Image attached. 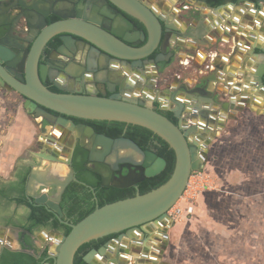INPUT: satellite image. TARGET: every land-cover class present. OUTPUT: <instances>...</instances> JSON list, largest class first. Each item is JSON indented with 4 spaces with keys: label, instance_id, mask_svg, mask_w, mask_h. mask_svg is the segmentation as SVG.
Wrapping results in <instances>:
<instances>
[{
    "label": "water",
    "instance_id": "obj_1",
    "mask_svg": "<svg viewBox=\"0 0 264 264\" xmlns=\"http://www.w3.org/2000/svg\"><path fill=\"white\" fill-rule=\"evenodd\" d=\"M192 1L190 15L200 22L195 29L190 25L183 32L145 0H0V91L19 93L23 107L50 126L39 140L40 151L35 153L46 162L31 165L26 194L70 226L67 234L42 230L49 235L45 243H53L41 264H74L81 245L110 234L117 236L90 249L83 259L88 264H100L102 258L105 264H128L131 251L125 247L127 241H134L138 235L145 241L159 239V233L152 235L156 230L168 238V227L173 224L168 210L183 194L192 172L204 169L216 132L227 119L236 118L235 111L222 114L217 131H212L210 123L216 120L212 115L216 110L211 109V103L226 111L243 104L234 105L237 87L228 99H224V90L209 89L210 81L222 80L223 67L218 63H213L216 76L200 74L193 87L185 83L178 88L167 85L160 77H146L144 70L150 65L155 71H165L162 61H169L173 54L167 42L175 36L178 48V37H192L199 47L211 45L204 39L208 30L217 33L216 27L215 23L210 28L204 26L202 20L207 14L202 12L203 7L217 10L228 3L252 2L260 11L264 4V0ZM49 16L57 19L50 22ZM54 37L60 42L57 47L50 45ZM253 53L264 59L260 45L253 48ZM85 72L93 73L95 79H85ZM248 84L264 92V63L256 67ZM179 91L186 96L183 100L176 97ZM152 102L163 104L177 121L153 107ZM198 116L201 119L196 121ZM69 117L121 121L152 130L174 150L171 175L149 191L137 190L133 196L98 205L77 222L62 219L63 192L72 179L77 180L71 167L76 140L89 151L87 167L101 176L102 186L137 187L167 165L164 157L143 149L130 137H112ZM56 136H64L66 146L55 142ZM60 149L66 152L60 153ZM123 167L128 169L126 174L122 173ZM114 170H118L115 177ZM49 188L53 191H46ZM1 227L16 233L17 238V233L25 230L17 225ZM12 238H0V254L4 248H12Z\"/></svg>",
    "mask_w": 264,
    "mask_h": 264
},
{
    "label": "crops",
    "instance_id": "obj_2",
    "mask_svg": "<svg viewBox=\"0 0 264 264\" xmlns=\"http://www.w3.org/2000/svg\"><path fill=\"white\" fill-rule=\"evenodd\" d=\"M145 2L153 6L159 13L165 14L176 28L183 32L190 25L195 29V26H198L200 22L197 17L190 15L193 6L192 2L195 1L185 0L182 3L178 0H145ZM253 4L252 2H244L237 5L228 3L217 10L207 6L203 7L202 12L207 14V17L202 20L204 26L210 28L215 23L216 27L215 31L217 33L208 30L204 39V42L211 45L199 47L192 37H178L179 41H181V45L178 48L177 36H175L172 40L175 55L165 71L162 73L157 72L150 65L144 70L146 77H160V81L167 83V85L178 88L185 83L188 87H193L200 74L216 76L213 63H218L223 67L220 71L222 74L221 79L232 82V84L230 86L226 85L222 80L215 83L210 81L209 89L224 90L226 92L224 99L231 97L234 87L239 89V92L235 94L234 105L243 104V107H234V109L226 111L221 109L219 104L211 103L210 105L211 109L216 110L212 114L216 120L210 123L212 131H217L216 128L222 119V114L235 111L236 118L227 119L224 122V127L216 132L208 148L209 160H207V164L210 159L218 161L220 157L226 158L224 159L225 163H230V157L234 150H237V155L241 157L239 161H236L240 164L250 162L264 164V92L248 84L256 67L264 63L261 54L253 53V48L256 45L264 48V4H262V10L260 11ZM184 5L186 6L184 7ZM191 48L196 50L193 51ZM92 79V74L87 76L88 81ZM176 97L183 100L186 96L183 91H179ZM244 97L247 99H243ZM163 98L169 99V96L164 95ZM21 100H23L22 96L16 91L7 92V95L0 91V185L1 183L17 179V170L19 168L31 167L37 162H46V159L40 157L37 160L36 152L31 148L33 143L38 144L40 138L44 137L49 131L43 132L42 130L41 135H38V129L41 127L43 129L44 126L47 127L48 125L45 124L43 126L37 117H34L23 107ZM194 119L197 121V119L201 118L198 116ZM204 132L211 133L207 129H204ZM55 142L66 146L62 137L56 139ZM38 149L40 151L39 147ZM231 150L233 151L231 152ZM63 152L65 153L66 151L60 149V153ZM63 166L66 168L65 165H62V168ZM232 173L238 174L233 177L235 179L251 178L244 171ZM227 176L224 175L225 178ZM253 177L258 179L256 174ZM177 223L178 221L168 227L167 239L164 238L163 232L156 231L152 235L159 233V239L150 238L145 241L138 235L134 241H127L126 249L138 254L131 255L130 252L127 255L130 261L128 264H176L178 260L179 264H181V259L184 264H193V258H180V254H178V248L183 240L182 237L177 240L179 244L177 245V255L171 256L172 244L174 245L175 243V238L171 233L175 231L174 227ZM1 226L2 224H0V238L7 241L10 235ZM36 237L42 239L43 243L38 253H41L45 248L49 250V245L45 243V238H41L38 234H36ZM258 239L260 240L261 237H258ZM10 243L11 249H22L16 247V243H20L19 238L16 236L10 240ZM146 248H148V254H145ZM155 252L160 253H157L156 256ZM210 254V259L216 262L220 261L223 264L224 256L222 254ZM151 256H156L157 259L154 260ZM261 258V252L259 256L253 255V264H255V260H258L257 264H264L261 263ZM225 259L229 258L225 257ZM105 263L107 261H104ZM234 264H246V260L242 257L236 260Z\"/></svg>",
    "mask_w": 264,
    "mask_h": 264
},
{
    "label": "rangeland",
    "instance_id": "obj_3",
    "mask_svg": "<svg viewBox=\"0 0 264 264\" xmlns=\"http://www.w3.org/2000/svg\"><path fill=\"white\" fill-rule=\"evenodd\" d=\"M2 93L7 95L5 91ZM38 120L43 126L46 124L41 117H38ZM49 129L48 126L39 128L38 135H41L42 130L47 132ZM68 140L71 141L70 138ZM38 147L37 143H33L31 149L38 152ZM36 158L39 159L38 156ZM224 159H210V162L205 164L202 171L205 172L206 179L213 181L214 188L199 194L193 214L179 218L174 227L175 231L171 233L175 238L171 256L177 255V240L182 237L178 254L180 258H193V264H221L220 261L210 259V253L222 254L223 264H234L242 257L245 258L246 264H253V255L259 256L260 252L261 263H264V164L236 162L241 159L237 150L232 152L230 163H225ZM63 170L65 172L67 167H63ZM236 171H244L251 178L235 179L233 177L238 174L232 172ZM255 174L258 179L253 177ZM224 175H228L227 178ZM10 206L14 207V203ZM18 210L23 212L24 208L18 207ZM42 230L44 228L37 229L33 236V242L39 248L43 243L36 234L45 239L49 237L48 233H42ZM7 234L13 237L16 235L10 231H7ZM52 243L50 240L48 245ZM16 247L22 248L21 243H16ZM180 262L184 264L182 259ZM257 263L258 260H255V264ZM176 264H179V260Z\"/></svg>",
    "mask_w": 264,
    "mask_h": 264
},
{
    "label": "trees",
    "instance_id": "obj_4",
    "mask_svg": "<svg viewBox=\"0 0 264 264\" xmlns=\"http://www.w3.org/2000/svg\"><path fill=\"white\" fill-rule=\"evenodd\" d=\"M52 89L56 90L53 86ZM174 121L177 119L173 116L171 111H162ZM95 127L97 132H102L115 137L118 133L122 132L127 125L126 136L135 140L142 148L148 147V142L154 138L157 143L154 144L155 151L167 160L166 167L158 174L147 177L144 181L140 182L137 187L130 186L127 188L110 186H102L100 183V176L94 171L90 170L86 165L87 152L83 155L81 160L73 158V168L76 172L78 180L84 181L95 186V198L91 199V194H84L81 192L85 190V185L79 181H72L66 188L63 194L61 206L67 215H74V222H77L90 212H92L98 205L101 206L105 203L112 202L121 198L135 195L137 190L141 193L151 190L162 183H164L174 168L175 153L169 144L160 136L155 134L152 130L121 121L109 120H87ZM46 123L47 121L44 120ZM31 167H26L19 174L17 179L11 180L0 185V202L5 199L7 203L16 202L17 205H25L29 208L27 220L19 223L15 222L12 217L6 219V224H13L25 228L20 233L21 235V250H13L4 248L0 254V264H41V262L48 256V249L45 248L41 252L39 258L36 254L40 248L33 242V234L39 228L61 229L64 234L70 231V226L62 223L53 212L49 211L46 206L42 204H35L30 202L26 195V181L30 173ZM90 175V177H88ZM111 235L93 239L90 242L84 243L75 254L74 264H88L83 255L92 248L102 246Z\"/></svg>",
    "mask_w": 264,
    "mask_h": 264
},
{
    "label": "flooded vegetation",
    "instance_id": "obj_5",
    "mask_svg": "<svg viewBox=\"0 0 264 264\" xmlns=\"http://www.w3.org/2000/svg\"><path fill=\"white\" fill-rule=\"evenodd\" d=\"M57 19V17H54V16H49V21L50 22H52V21H54V20H56ZM173 38H170V40L167 42V43H169L170 44V47H169V50H172V52H173V54H172V56H171V58H170V60L169 61H162V64L163 65H165L166 67L173 61V57H174V55H175V49H174V46H173ZM60 44V42H59V40H58V38L57 37H54L51 41H50V45H52L53 47H57L58 45ZM153 56V55H152ZM158 72V71H157ZM90 74H92L93 75V79L92 80H94L95 79V75L93 74V73H90V72H85V79H87V76L88 75H90ZM97 77H99V78H102V75H99V76H97ZM50 87H53L52 86V84L50 83V82H48L47 83ZM152 106L153 107H155V108H160L162 111H168L167 109H165L164 107H163V104H158L157 102H152ZM57 114H59V113H57ZM70 119H72V120H74L76 123H85V124H89V125H92L93 126V124H91L90 122H88L87 120L88 119H82V118H77V117H69ZM102 121V120H101ZM94 127V126H93ZM127 125L124 127V129H123V131L122 132H120V133H118L117 135H115V137H118V136H126L125 135V133H126V131H127ZM95 128V127H94ZM96 130V129H95ZM102 133V132H101ZM105 134V133H104ZM108 135V134H107ZM110 136V135H109ZM113 137V136H112ZM126 137H128V136H126ZM155 143H157V141H156V139H154V138H152L149 142H148V147H146V148H143V149H150V150H153V151H155V146H154V144ZM87 152V159H86V165H87V163H88V161H89V151L87 150V149H85L84 148V146H82V145H80V142H79V140H76V142H75V145H74V149H73V154H72V163H71V167L73 168V158L75 157L76 158V160L78 161V160H81L82 158H83V155L85 154ZM156 152V151H155ZM63 165H66L65 163H63ZM64 167V166H63ZM66 167H67V165H66ZM22 170H24V167H21V168H19L18 170H17V174H19ZM73 171H74V176L77 178V176H76V172H75V170H74V168H73ZM65 172H67V170L65 171ZM128 172V169H127V167H123V169H122V173L123 174H126ZM117 173H118V170H114V174H113V176L115 177V176H117ZM99 175V174H98ZM100 176V175H99ZM88 177H90V175H88ZM100 180H101V176H100ZM72 181H79V182H81L82 184H84L85 185V190H82L81 192L83 193V195L84 194H91L92 195V197H91V199H94L95 198V196H93V195H95V193H96V191H95V186H93V185H91V184H89V183H85L84 181H81V180H78V178H77V180H75V179H72L70 182H69V184L72 182ZM100 183H101V181H100ZM68 184V185H69ZM67 185V186H68ZM67 188V187H66ZM66 188H65V190H66ZM65 190H64V192H65ZM46 191H48V192H52L53 191V189L52 188H49V189H47ZM64 192H63V194H64ZM27 195V194H26ZM27 198H28V200L30 201V202H33V201H31L30 200V198L27 196ZM62 200H63V195H62V199H61V201H60V206H61V202H62ZM11 203H14V207H11L10 206V204ZM34 203V202H33ZM18 207H23L24 208V211L22 212V211H19L18 210ZM61 208H62V211H63V216H62V219H64V220H67V221H69V222H74V215H67L66 214V212H65V210L63 209V207L61 206ZM28 211H29V208L27 207V206H25V205H17L16 204V202H10V203H7L6 202V200L5 199H3L1 202H0V224H2V225H13V224H6L5 222H6V219L7 218H9V217H12L13 218V220L15 221V222H17V223H19V222H21V221H26L27 220V214H28ZM54 213V212H53ZM55 214V213H54ZM55 216L59 219V217L55 214ZM60 220V219H59ZM21 227V226H20ZM25 229V228H24ZM44 229H46V228H44ZM47 229H49V228H47ZM49 230H59L61 233H64L63 232V230H61V229H49ZM22 231H20L19 233H17V235H18V238H19V240L22 238L21 237V235H20V233H21ZM111 235V237L108 239V240H111V239H113V238H115L116 236H117V234H110ZM32 236H35V234H33ZM145 237H147V235H145ZM142 239V238H141ZM107 240V241H108ZM21 241V240H20ZM158 254L160 253V252H157ZM157 253L155 252L154 254L157 256ZM145 254H148V248H146L145 249ZM156 256H154V257H152L151 256V258H153L154 260H156L157 258H156ZM104 261H105V259L104 258H102V259H99V263L100 264H104Z\"/></svg>",
    "mask_w": 264,
    "mask_h": 264
},
{
    "label": "built area",
    "instance_id": "obj_6",
    "mask_svg": "<svg viewBox=\"0 0 264 264\" xmlns=\"http://www.w3.org/2000/svg\"><path fill=\"white\" fill-rule=\"evenodd\" d=\"M206 178L204 171L197 170L192 172L183 194L168 210V217L173 223L178 221L179 218L184 215L193 214L199 194L206 189L214 188L213 181Z\"/></svg>",
    "mask_w": 264,
    "mask_h": 264
},
{
    "label": "bare ground",
    "instance_id": "obj_7",
    "mask_svg": "<svg viewBox=\"0 0 264 264\" xmlns=\"http://www.w3.org/2000/svg\"><path fill=\"white\" fill-rule=\"evenodd\" d=\"M48 127L50 128V126H49V125H48ZM56 138H58V139H59V138H60V136H56ZM156 231H157V230H156Z\"/></svg>",
    "mask_w": 264,
    "mask_h": 264
}]
</instances>
